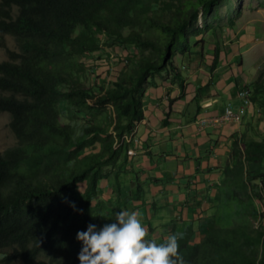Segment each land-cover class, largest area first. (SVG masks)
Masks as SVG:
<instances>
[{
	"label": "trees",
	"instance_id": "trees-1",
	"mask_svg": "<svg viewBox=\"0 0 264 264\" xmlns=\"http://www.w3.org/2000/svg\"><path fill=\"white\" fill-rule=\"evenodd\" d=\"M224 1L0 0V37L12 36L19 47L0 61V112L10 115L18 139L0 153L1 262L33 264L42 254L48 264H80L77 233L89 224L99 230L101 218L103 226L116 222L143 96L157 76H170L179 97L185 94L176 58L203 51L204 35L213 29L208 19L219 17ZM117 47L133 51L114 79L93 86L80 80L87 55L107 56ZM219 51L215 43L213 69ZM259 89L257 84L254 100ZM231 157L220 181L222 203L232 201L244 218L222 228L213 216L198 243L190 233L179 236L188 264H264V230L251 226L250 196V184L264 176V141H235ZM106 180L115 198L95 206Z\"/></svg>",
	"mask_w": 264,
	"mask_h": 264
},
{
	"label": "crops",
	"instance_id": "crops-1",
	"mask_svg": "<svg viewBox=\"0 0 264 264\" xmlns=\"http://www.w3.org/2000/svg\"><path fill=\"white\" fill-rule=\"evenodd\" d=\"M234 36L219 42L214 69L215 43L177 56L186 82L182 97L170 76H157L143 96V119L136 123L128 172L123 173L124 180L131 182L132 177L136 182L128 188L123 180V201L116 204V212H140L148 240L162 243L167 235L190 233L192 243L200 242L206 225L224 208L220 181L223 169L234 163V142L261 141L258 133L264 125L252 84L260 51H255L250 34ZM243 88L250 90V99L242 105L238 92ZM228 106L244 108L240 122L198 124L199 118L220 115Z\"/></svg>",
	"mask_w": 264,
	"mask_h": 264
},
{
	"label": "rangeland",
	"instance_id": "rangeland-1",
	"mask_svg": "<svg viewBox=\"0 0 264 264\" xmlns=\"http://www.w3.org/2000/svg\"><path fill=\"white\" fill-rule=\"evenodd\" d=\"M238 12H240L239 15L237 14ZM218 14L219 17L217 19L211 17L208 19V22L213 29L210 33L204 35L207 43L211 44L215 42L219 44L223 38H227L229 35H235L234 38H237L238 36L247 33L251 35L253 39L252 42L257 45L255 51H260L254 58L255 64L253 65V68H255V70L253 74L254 83L252 84H254L255 87L257 84L262 85V89H259L257 93V104H259L260 109V120L263 121L264 125V0H225L219 7ZM230 20H232V26L229 25ZM12 40V36L9 35L0 37V61L8 58V51L17 52L19 50L17 44H15V40ZM132 51L133 49L125 50L123 47H117L110 49L107 56L104 54L99 56L100 52L87 55L86 58L83 59L86 65L85 72L83 74L79 73L80 80L85 82L87 86H93L102 82L104 79H114L117 71L123 66L127 53H131ZM247 90L250 92L248 88ZM67 111V116L74 113V111L70 109ZM80 115L82 114L80 113ZM62 121L66 122V119L63 118ZM9 123L10 115L7 112H0V153L18 144V139L11 131ZM258 138L264 141V126L261 128V133H258ZM90 151L95 152L97 149L88 150V152ZM124 179L125 177L122 176V182ZM131 179V182L124 180L126 184L128 183L126 185L128 188L134 187L135 185L136 180L132 177ZM103 185H106V188L104 191L102 190L103 193H99L96 200H94L95 206H98L97 200H103L104 202L108 201V203H111L114 200L112 198L109 200V197H115L113 185L107 180L104 181L101 186L103 187ZM250 185L253 186V188L251 187L250 196H252V201L255 207V215L251 221V226L254 228L263 227L264 230V176ZM85 186L86 184L84 182L79 184L76 190L77 196L83 193ZM130 191L132 192V190ZM130 193L128 195H130ZM230 203L229 206L226 202L224 204L225 206L222 203L224 208L219 209L217 214H219L220 217H216L218 227H232L241 221V218H244V214H239L233 209L234 206L232 201H230ZM217 205H219V203ZM117 207L118 206L115 208ZM97 214V211H95L94 217L97 216ZM96 223L103 227L102 218L96 221ZM110 223H114V221H111ZM0 264L4 263L0 260ZM11 264L19 263L12 262ZM33 264H48L47 256L41 254Z\"/></svg>",
	"mask_w": 264,
	"mask_h": 264
},
{
	"label": "clouds",
	"instance_id": "clouds-1",
	"mask_svg": "<svg viewBox=\"0 0 264 264\" xmlns=\"http://www.w3.org/2000/svg\"><path fill=\"white\" fill-rule=\"evenodd\" d=\"M115 221L99 230L89 224L86 231L77 233L82 243L80 264H188L179 252L177 234L167 235L159 244L146 239L148 229L140 212H116Z\"/></svg>",
	"mask_w": 264,
	"mask_h": 264
},
{
	"label": "built area",
	"instance_id": "built-area-1",
	"mask_svg": "<svg viewBox=\"0 0 264 264\" xmlns=\"http://www.w3.org/2000/svg\"><path fill=\"white\" fill-rule=\"evenodd\" d=\"M247 88H243L238 92V96L242 100V105L245 103V91ZM239 111V107L237 110H234L232 107H226L224 111L220 115H215V116H225V123H236V114ZM215 116H204L198 119V124L199 120H207L209 124L212 126H215Z\"/></svg>",
	"mask_w": 264,
	"mask_h": 264
},
{
	"label": "bare ground",
	"instance_id": "bare-ground-1",
	"mask_svg": "<svg viewBox=\"0 0 264 264\" xmlns=\"http://www.w3.org/2000/svg\"><path fill=\"white\" fill-rule=\"evenodd\" d=\"M24 9V8H23ZM26 9V8H25ZM6 14V13H5ZM9 14V13H8ZM5 16V15H4ZM21 16V15H20ZM2 19V18H1ZM1 22V21H0ZM3 22V21H2ZM6 23V22H5ZM3 24V23H2ZM7 25H9V23L7 24ZM7 25H5V26H7ZM3 27V26H2ZM8 27V26H7ZM4 28H6V27H4ZM10 29H11V27H10ZM12 30V29H11ZM10 31V30H9ZM14 35V34H13ZM21 35V34H20ZM16 37V36H15ZM22 38V37H21ZM20 39V38H19ZM14 40V39H13ZM12 40V41H13ZM22 41H23V39H22ZM17 42L19 43V46L21 45L20 43H21V40H17ZM16 44V43H15ZM18 47V46H17ZM19 48V47H18ZM21 50V49H20ZM14 54V53H13ZM11 56V55H10ZM12 57V56H11ZM250 95V92L246 89V91H245V98H249L250 99V97H248ZM252 100V99H251ZM243 107H241V108H239V111H238V113L236 114V123H238V122H240L241 121V118H242V111H243ZM215 124L216 125H223V124H226L225 123V116H215ZM228 124V123H227ZM258 236V235H257ZM259 239V238H258ZM260 240V239H259Z\"/></svg>",
	"mask_w": 264,
	"mask_h": 264
}]
</instances>
